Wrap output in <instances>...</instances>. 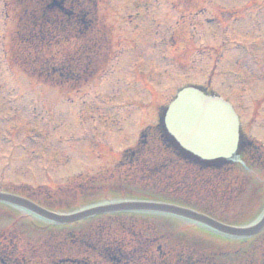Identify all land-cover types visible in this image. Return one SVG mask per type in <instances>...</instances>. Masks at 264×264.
I'll return each instance as SVG.
<instances>
[{
    "label": "rangeland",
    "instance_id": "374dc122",
    "mask_svg": "<svg viewBox=\"0 0 264 264\" xmlns=\"http://www.w3.org/2000/svg\"><path fill=\"white\" fill-rule=\"evenodd\" d=\"M11 4L0 0L2 190L51 187L63 194L73 185L95 182L106 183L107 191L94 188L98 195L83 193L76 200L107 199L105 193L115 192L112 180L143 177L132 163L118 170L119 154L135 143L141 128L155 123L157 108L177 89L199 86L229 99L240 92L237 100L247 101L264 90V0H95L89 14L97 22L83 45L100 69L78 92L39 81L11 62L8 44L17 17ZM202 6V16L212 20L199 17V36L188 43L194 49L183 52L179 43L188 40L185 31L193 32L198 19L189 16ZM91 38L101 39L104 49L89 53ZM204 43L214 47L210 56L202 52ZM260 110L249 136L264 161ZM30 242L20 246L37 261Z\"/></svg>",
    "mask_w": 264,
    "mask_h": 264
},
{
    "label": "trees",
    "instance_id": "16d2710c",
    "mask_svg": "<svg viewBox=\"0 0 264 264\" xmlns=\"http://www.w3.org/2000/svg\"><path fill=\"white\" fill-rule=\"evenodd\" d=\"M94 3L95 0H13L17 21L11 41V62L42 82L67 90L78 89L98 67L85 56L88 51L83 45L87 34L85 27L88 26L87 31L91 28L89 12ZM90 41L89 53L104 49L105 43L101 39L92 38ZM71 42L76 44L69 46ZM159 116L157 125L141 131L139 143L144 142L149 133L157 136L164 151L174 155L181 173L220 170L227 166L228 162L222 159L207 162L182 150L167 135L161 113ZM166 165L172 167L171 162ZM10 235V231L2 229L0 239L10 242Z\"/></svg>",
    "mask_w": 264,
    "mask_h": 264
},
{
    "label": "water",
    "instance_id": "95a60500",
    "mask_svg": "<svg viewBox=\"0 0 264 264\" xmlns=\"http://www.w3.org/2000/svg\"><path fill=\"white\" fill-rule=\"evenodd\" d=\"M164 124L178 144L193 154L204 158H229L233 155L237 140V122L228 103L219 97L202 94L199 90L186 87L177 93L176 98L168 105ZM0 201L17 205L23 209L36 212L38 215L60 223L74 221L95 213L114 212L118 210H159L185 216L191 220L205 223L210 227L231 236H250L264 225V213L259 221L249 227H229L212 221L200 214L180 209L175 206L148 202H118L94 206L82 212L59 216L37 208L25 199L0 193Z\"/></svg>",
    "mask_w": 264,
    "mask_h": 264
},
{
    "label": "flooded vegetation",
    "instance_id": "af4514ba",
    "mask_svg": "<svg viewBox=\"0 0 264 264\" xmlns=\"http://www.w3.org/2000/svg\"><path fill=\"white\" fill-rule=\"evenodd\" d=\"M182 16V15H180ZM234 108L235 110L239 112V116L241 118V125H240V129H239V132H240V135H241V139L244 141L243 142V147H246L248 145V141H247V128H248V125L250 123V120L252 118V115H247V112L244 108H240V105L236 106L235 103H234ZM247 115V116H246Z\"/></svg>",
    "mask_w": 264,
    "mask_h": 264
}]
</instances>
